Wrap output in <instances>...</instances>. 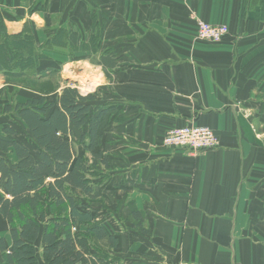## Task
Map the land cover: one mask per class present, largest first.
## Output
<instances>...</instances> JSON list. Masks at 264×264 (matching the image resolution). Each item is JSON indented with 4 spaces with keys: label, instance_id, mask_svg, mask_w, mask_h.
I'll return each instance as SVG.
<instances>
[{
    "label": "crops",
    "instance_id": "0c3cea01",
    "mask_svg": "<svg viewBox=\"0 0 264 264\" xmlns=\"http://www.w3.org/2000/svg\"><path fill=\"white\" fill-rule=\"evenodd\" d=\"M0 18L10 36L30 30L39 48L62 29L97 58L112 169L95 205L111 209L113 264H264V0H0ZM199 20L229 33L201 40ZM193 123L220 146L163 145L170 129ZM9 228L0 214L10 245Z\"/></svg>",
    "mask_w": 264,
    "mask_h": 264
},
{
    "label": "trees",
    "instance_id": "16d2710c",
    "mask_svg": "<svg viewBox=\"0 0 264 264\" xmlns=\"http://www.w3.org/2000/svg\"><path fill=\"white\" fill-rule=\"evenodd\" d=\"M45 4L38 2L30 11L43 9ZM0 32L4 36L0 74L12 83L27 77L30 81L25 87H39L42 93L3 106L5 113L25 126L37 151L17 138L13 125L0 130V214L9 222L11 236L10 245L0 238L1 260L4 264H113L109 250L119 239L105 227L94 203L98 172L111 167L99 131L108 109L97 103V94L83 95L72 86H53L54 68L42 71L38 77L42 82L29 79L26 54L33 65L46 57L39 53L34 35L26 28L19 36L8 35L2 18ZM54 42L70 45V49L78 46L62 29L47 39L49 44ZM50 94L56 95L50 99ZM131 215L136 227L148 232L141 211L132 209Z\"/></svg>",
    "mask_w": 264,
    "mask_h": 264
},
{
    "label": "rangeland",
    "instance_id": "374dc122",
    "mask_svg": "<svg viewBox=\"0 0 264 264\" xmlns=\"http://www.w3.org/2000/svg\"><path fill=\"white\" fill-rule=\"evenodd\" d=\"M1 40H4V36H1ZM68 46H60L56 42L49 44L47 43V40H45L42 46L40 48L37 46V48L39 53L43 54L46 57H43L41 59L38 58L39 63H37L36 65L35 63L33 65V62L30 61L28 57L30 56V54L27 53V62L25 63L27 64V67L25 68V72L28 74L27 76L29 77V79L37 78L38 80V77L41 75L44 69L54 68L55 70H57V72L52 76L50 80V83L53 86H72L77 88L83 95L97 94L100 82L103 81V79L101 78V76H99V69L96 64L97 58L95 59L96 56L92 53H83V51H80L77 46L73 49H70V47ZM92 62L95 63L92 64ZM78 75H82V77H84L86 80L81 79ZM6 80V76L4 74H0V130L5 124L13 125L18 131L17 138L28 144L33 150L37 151V145L28 135L25 126L20 121H18V119H16V116L5 113L3 111V106L6 103H15L18 101L24 102L28 98L32 96H39L42 93L39 90V87H25V83L30 81L27 77L23 76L19 78L18 83H12L11 81L7 82ZM38 81L42 82L41 80ZM91 83H95V86L91 87L89 91H86L85 86H88ZM59 92L60 90L57 91V93ZM55 95L56 94H50L49 98L53 99ZM72 139L76 144H78L77 136H73ZM78 149H80L83 154L86 153L82 147L78 146ZM111 169V167H102L99 170L98 175L100 176L96 179L98 185H100V183L104 181L105 176H109ZM104 198L105 197L102 194V196H99L98 200L94 201V203L98 202L99 206L102 205L103 207ZM99 211V217L104 221L108 218L107 214L111 213L110 208Z\"/></svg>",
    "mask_w": 264,
    "mask_h": 264
},
{
    "label": "built area",
    "instance_id": "2783aa9c",
    "mask_svg": "<svg viewBox=\"0 0 264 264\" xmlns=\"http://www.w3.org/2000/svg\"><path fill=\"white\" fill-rule=\"evenodd\" d=\"M228 33L229 26L226 24L198 21L197 36L201 40L220 42ZM163 145L186 148L193 153H198L218 148L220 139L211 127L193 123L170 129L163 139Z\"/></svg>",
    "mask_w": 264,
    "mask_h": 264
},
{
    "label": "bare ground",
    "instance_id": "6f19581e",
    "mask_svg": "<svg viewBox=\"0 0 264 264\" xmlns=\"http://www.w3.org/2000/svg\"><path fill=\"white\" fill-rule=\"evenodd\" d=\"M79 76V75H78ZM81 79H84V80H86L84 77H82V75H80L79 76ZM95 86V83L93 84V83H91L90 85H88V86H85V89H86V91H89L90 90V88L91 87H94Z\"/></svg>",
    "mask_w": 264,
    "mask_h": 264
}]
</instances>
